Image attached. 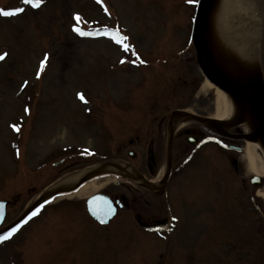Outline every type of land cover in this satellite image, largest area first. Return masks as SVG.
Returning a JSON list of instances; mask_svg holds the SVG:
<instances>
[{"label":"rangeland","instance_id":"1","mask_svg":"<svg viewBox=\"0 0 264 264\" xmlns=\"http://www.w3.org/2000/svg\"><path fill=\"white\" fill-rule=\"evenodd\" d=\"M254 3L263 24L264 74V0ZM199 4L45 0L35 9L23 0H0L5 10L25 9L0 16V55L7 53L0 61V201L11 202L2 228L76 171L134 163L131 151L137 163H147L151 142L169 132L168 124L159 128L161 119L177 109L215 116L216 95L203 90L193 45ZM76 14L86 31L118 26L131 50L103 35L79 36L72 30ZM218 150L192 148L190 166L174 167L162 198L140 192L151 203L141 210L168 218L167 231L143 230L133 205L103 226L88 214V198L62 196L0 244V264H264V200L257 195L264 184L251 183L244 155L231 152L240 161L238 173ZM140 170L150 177L147 167ZM164 173L159 167L150 178ZM128 183L119 179L98 193L132 201L138 193L120 186Z\"/></svg>","mask_w":264,"mask_h":264},{"label":"water","instance_id":"2","mask_svg":"<svg viewBox=\"0 0 264 264\" xmlns=\"http://www.w3.org/2000/svg\"><path fill=\"white\" fill-rule=\"evenodd\" d=\"M217 2L218 0L200 1L193 32V45L196 50L199 68L205 80L209 81L231 98L235 106V115L230 121L222 122L215 118L201 117L185 110L175 112L171 117L169 126L168 154L170 165L166 168L162 183L163 186L168 182L172 171V141L177 130L176 123L178 119L201 123L209 127H216L221 131L237 126H250V129L240 139L245 142L259 143L264 149V74L260 65L249 68L248 66L243 67L238 64V70L236 73H232L228 70L224 61L217 57L212 44L213 33L211 28V18ZM238 150L241 149L239 148ZM130 155L134 157L136 153L132 151ZM81 171L82 173L75 183L64 184L58 181V183L49 187L20 218L5 228H2V226L8 218L11 202L0 201V235L23 224L32 213L54 198L73 195L87 183L102 177L112 176L133 181L147 188L156 187L154 183L147 181L143 176L131 170L130 167H125L122 163L110 162ZM78 172L80 171H76L70 175ZM252 183L256 186H262L264 180L260 176H255L252 179ZM106 202H110L111 212L108 211L109 203ZM86 207L89 215L96 222L107 226L117 218L120 209L125 208V204L122 200H114L109 195L97 193L88 198ZM102 219L106 222H101ZM166 222L162 221L157 225L150 226L144 225V227L149 231L162 230Z\"/></svg>","mask_w":264,"mask_h":264},{"label":"bare ground","instance_id":"3","mask_svg":"<svg viewBox=\"0 0 264 264\" xmlns=\"http://www.w3.org/2000/svg\"><path fill=\"white\" fill-rule=\"evenodd\" d=\"M259 9L254 0H218L211 18L212 44L217 57L224 61L228 70L236 73L237 64L249 68L259 65V36L262 22L258 16ZM203 90L213 91L216 95L215 119L222 122L230 121L235 115V106L231 98L209 81L203 83ZM178 119L177 126L182 124ZM248 131L249 127H245ZM244 157L249 170L255 176L264 178V149L259 143L247 142L244 147ZM82 171L65 177L59 183H75ZM115 177L106 176L84 185L73 196L88 198L112 182H118ZM264 200V186L257 191Z\"/></svg>","mask_w":264,"mask_h":264},{"label":"flooded vegetation","instance_id":"4","mask_svg":"<svg viewBox=\"0 0 264 264\" xmlns=\"http://www.w3.org/2000/svg\"><path fill=\"white\" fill-rule=\"evenodd\" d=\"M179 110H185V111L191 112V109L188 107L177 109L175 112ZM195 114L201 117H205V118H214L213 115H205V114H199V113H195ZM171 117L172 115L170 117H163L159 123V128L162 129L163 126L167 124H168L167 126L169 127L171 123ZM188 123H191V124H188ZM245 132L246 131H245L244 126H237L234 128H228L226 130L224 129V131H221L220 129L216 127H209L207 125L193 122V121H187L182 126H178L176 133L173 137V141H172V150H173L172 163H171L172 171H171V175H170L168 182L164 186L162 185V183L164 181L166 168L170 165L169 164L170 159H169V154H168L169 132L168 133L162 132L161 135L163 137H160V139L159 138L154 139L151 142L150 147L148 149L147 163H137L138 155L136 153V155L132 157L130 155V153L132 152L131 151L129 153L130 158L135 160L136 162L124 164L125 167H130L131 170L143 176L147 181L154 183L156 187L147 188L139 184H136L133 181H130L128 183L129 186L120 185L123 187H128L129 191L137 192L138 194L133 197L132 201H130L127 195H120V196H115V197L111 196L114 200H118V199L122 200L125 204V208L123 210H120L119 214L123 212L124 210H131L134 208V210L137 212L136 219L138 221V224L143 230L150 232V233H163L167 231L168 226L170 225V220L168 218L161 219V218H158L153 213H149L148 215H145L147 211L145 210L146 212H144V210H141L143 209L141 207H144L143 206L144 203L146 204V206L151 205L149 200L144 199L145 196H143V193L151 197H154V198H159V199L162 198L167 192L170 179L173 175L174 167H189L190 166L189 164L190 160L189 158H186V157H189L192 148H205L208 145L215 146L217 149H219L218 150L219 154L222 155L223 157L227 156L228 160H230L235 171L239 173L240 161L238 158L234 157L231 154V152H237V153H240L241 155H244L243 153H244V147L246 143L240 138L245 134ZM131 144L133 145L134 141H131ZM239 148L241 150H238ZM163 151L165 152V156H166L165 160L161 158V153ZM204 157H206L205 154L201 156L202 159ZM140 167H147L150 177H154L159 167H165V173L163 174L162 179L153 180L152 178L148 177L147 174L142 172L140 170ZM252 178H251V183H252ZM140 192H143V193H140ZM132 205H133V208H132ZM162 221H167L165 224V228L163 230L151 232L144 227V225H148V226L157 225L158 223Z\"/></svg>","mask_w":264,"mask_h":264},{"label":"snow or ice","instance_id":"5","mask_svg":"<svg viewBox=\"0 0 264 264\" xmlns=\"http://www.w3.org/2000/svg\"><path fill=\"white\" fill-rule=\"evenodd\" d=\"M44 2L45 0H23V4L30 5L32 8H35V9L41 8ZM97 2L102 3L103 0H97ZM199 2L200 0H188V3L190 4H198ZM24 11L25 9L23 7L15 8L13 10H5L3 8H0V16H3V17L18 16ZM105 11H107L106 8H105ZM74 19L76 21V25L73 27L72 30L76 32L79 36L98 37L100 35H103L107 37L108 39L112 40L113 42H115L116 44L120 45L124 49L125 52L131 50V46L126 43L129 38L125 35H122V32L118 26L112 29L104 28V29H96L93 31H86L80 26V23L83 18L79 14H76ZM6 56H7V53H4V55H0V61H3L6 58ZM47 62H48V57L45 56L44 60L41 62V65H40L41 72H43L44 67L47 64ZM140 63H144V61L141 60ZM37 78H39V75ZM26 85H27V82H25V86ZM80 99L84 100L83 94H80ZM13 128H15L17 132L20 131V129L16 127L15 125H13ZM106 203H109L108 211L111 212L110 202H106ZM39 211L40 209H37L36 212L32 213V216L38 215ZM32 216H30L29 219H31ZM27 222H28L27 220L24 221V223H27ZM101 222H106V221L102 219ZM17 231H19L18 228H13L7 234L0 236V244L10 239Z\"/></svg>","mask_w":264,"mask_h":264}]
</instances>
